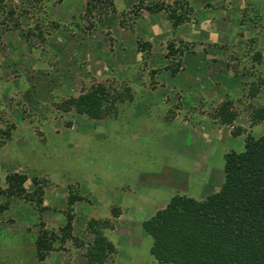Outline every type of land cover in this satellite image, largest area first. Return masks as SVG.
<instances>
[{
	"label": "rangeland",
	"instance_id": "rangeland-1",
	"mask_svg": "<svg viewBox=\"0 0 264 264\" xmlns=\"http://www.w3.org/2000/svg\"><path fill=\"white\" fill-rule=\"evenodd\" d=\"M150 1L98 0L89 11L88 0H0V22L14 12L0 23V264H160L135 215L167 194H132L138 176L167 174L195 197L203 183L185 178L196 161L209 169L205 196L223 184L224 154L241 150L248 132L264 135V119L254 121L264 107V0H185L192 10L178 26ZM98 83L131 87L133 100L104 120L64 108ZM225 101L237 113L232 125L215 117ZM174 131L166 143L177 154L163 145ZM70 210L72 238L39 259L41 223L59 232ZM92 220L116 246L104 263L88 257Z\"/></svg>",
	"mask_w": 264,
	"mask_h": 264
},
{
	"label": "trees",
	"instance_id": "trees-1",
	"mask_svg": "<svg viewBox=\"0 0 264 264\" xmlns=\"http://www.w3.org/2000/svg\"><path fill=\"white\" fill-rule=\"evenodd\" d=\"M98 0H88L89 11L97 8ZM147 8L154 12L162 8L175 26L188 19L190 3L178 0L174 5L150 1ZM10 11L1 20L8 24L13 16ZM133 100L131 87L119 91L103 83L92 85L78 96L63 101L66 110L104 120L115 118L119 105ZM232 101L221 103L215 113L224 125H232L236 111ZM264 119V107L258 108L254 121ZM235 133L241 134L237 129ZM224 181L219 190L199 199L188 194H174L168 203L142 222L144 232L152 238L151 255L160 264H264V135L255 136L248 132L241 150H230L224 154ZM13 185L24 194L25 177L15 174ZM41 204L42 189L35 192ZM73 195L72 203L82 200ZM68 220L59 232L49 230L44 222L36 239L39 259H45L53 250L54 241L65 242L72 238L71 210ZM98 220L90 222V229L96 234L88 250L91 262L104 263L116 252L115 244L101 231ZM74 241L76 240L73 239Z\"/></svg>",
	"mask_w": 264,
	"mask_h": 264
},
{
	"label": "crops",
	"instance_id": "crops-1",
	"mask_svg": "<svg viewBox=\"0 0 264 264\" xmlns=\"http://www.w3.org/2000/svg\"><path fill=\"white\" fill-rule=\"evenodd\" d=\"M140 132V130H138L137 132H136V134L137 133H139ZM176 133H178V132H169V134L170 135H164V142L165 143H163V145H166V147L167 148H169V149H171V151H173L174 153H179V151H177V149L176 148H174L173 147V145L170 147L169 146V144H167L166 143V139H170L172 136H177V134ZM168 134V133H167ZM168 141V140H167ZM173 142V141H172ZM173 144V143H172ZM173 147V148H172ZM180 154H183V152H181ZM191 154V155H190ZM190 154H188L187 155V153L185 154L187 157H190V159L191 158H193V154H192V152L190 151ZM192 160V159H191ZM195 160H196V158H195ZM194 160V161H195ZM195 163H196V168H193L192 166H190V168L188 169V176H186V178H185V183L186 182H188L187 184L189 185V187H191L192 186V184H193V181L195 180L194 178H200V180H201V184H202V186H201V189H200V191L199 192H197V194H195V197L196 198H199V199H203V198H205L207 195H209V194H206L205 196H203V192H204V188H205V185L207 184V178H203V173H205V175L206 176H208V174H209V169H208V167L207 166H205V165H202V163H198V162H196L195 161ZM169 168H171V167H169ZM173 168H177V169H179V167H177V166H174ZM213 168V167H212ZM221 169L223 170V166L221 167ZM181 170V169H180ZM164 171V170H163ZM195 174H194V173ZM169 173V172H168ZM211 173H212V170H211ZM147 174V173H146ZM187 174V173H186ZM148 175V176H147ZM147 175H145L144 176V178H142V175L140 174L138 177V180L136 181V182H134L133 184L134 185H132V190H134L135 191V193L134 192H132V194H136V193H138V192H140L141 191V189L143 188V186H144V188L147 190H150V191H153L154 190V192H157V193H164V194H167V198H166V200L164 201V203L163 204H160V205H158V206H153V204H152V208H151V211H152V213L151 214H148V215H150L149 217H151L158 209H160V208H162V207H164L167 203H168V201L171 199V197L174 195V194H177V193H180V194H188V191H190V190H188V189H186V190H184L185 188H183V187H179L178 186V184H180L179 182H177V180H174V182H172V181H170V180H168L167 181V174H152V175H149V174H147ZM164 175V176H163ZM168 178H170V176H168ZM156 179H158L159 181H156ZM196 181V180H195ZM190 182V183H189ZM184 183V182H183ZM118 186H120V187H123V186H128V187H130L131 186V184L128 182V181H125V182H121ZM178 186V187H177ZM196 188V187H195ZM194 188V189H195ZM123 188H121L120 189V195H121V197L120 198H117L116 199V202H120L121 203V206H124L123 205V202H124V194H126V193H129L128 191H124V190H122ZM191 189V188H190ZM193 189V190H194ZM196 191V190H195ZM212 193V192H211ZM188 195H190V194H188ZM190 196H192V195H190ZM194 197V196H193ZM147 214H144L143 215V217H141L140 215H135V216H137V220H138V225L142 228V222L145 220V219H147V218H144V217H147L148 216ZM124 215L123 214H121V215H119V219H121L122 217H123ZM140 216V217H139ZM139 219H140V221H139ZM143 234H145L144 236L146 237V233L144 232V230H143V228H142V231H141ZM142 236V235H141ZM142 238H144V237H142ZM139 242V241H138ZM141 244H142V242L140 241V243H135V247H139V246H141Z\"/></svg>",
	"mask_w": 264,
	"mask_h": 264
}]
</instances>
